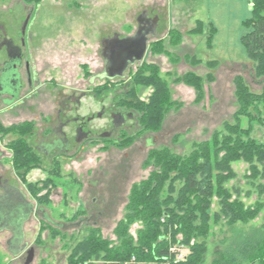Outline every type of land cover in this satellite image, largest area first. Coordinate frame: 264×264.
Instances as JSON below:
<instances>
[{"label": "rangeland", "instance_id": "1", "mask_svg": "<svg viewBox=\"0 0 264 264\" xmlns=\"http://www.w3.org/2000/svg\"><path fill=\"white\" fill-rule=\"evenodd\" d=\"M35 1L39 2L29 5V9L31 6L35 8L27 28V33L32 30L38 33L37 44L35 43L38 51L34 63L43 69L41 72L44 78L53 77L60 85L78 90L92 85L89 75L98 73L97 70L103 64L100 55L102 40L115 33L119 37L134 34L141 19L158 21L156 34H148V46L143 59L130 64L121 80L131 81L136 69L146 62L154 64L158 76L166 81L170 100L174 104L164 116L159 130L151 136L156 137L154 148L167 147L171 152L184 156L195 144L211 142L214 133L219 134L225 122L233 123V113L238 109L235 77L240 76L253 92L259 93L262 90L261 79L254 76L252 61L247 58L240 42L241 35L248 32L242 21L251 14L249 0ZM27 3L24 0H0L1 64L8 66L17 62L7 54L4 42L13 39L14 44L19 43L18 33L27 20L23 8ZM198 21H201V25ZM210 23L215 28L211 44L207 43ZM157 42L162 51L152 53L150 47ZM211 60L215 63L206 64ZM187 73L192 78L197 75L202 79L204 88L199 97L192 85L182 81L183 75ZM208 73L210 75L207 78ZM121 81L117 77H114L113 83L110 81L109 87H115L109 97L120 92V85L117 83ZM151 91V87L142 86L138 90V96L146 100ZM45 98L46 102L39 105L46 103L45 108H48L52 104L48 93ZM35 101L30 100L31 103ZM257 110L251 111L253 120L242 116L240 123L244 127L249 126V133L253 138L264 142V101L260 102ZM15 111L9 114L10 120L15 121L25 116L16 114ZM143 143L141 140L140 144ZM147 149L138 150L134 146L128 150L127 157H124L123 151H90L79 161H75L72 170L83 182L82 189L77 197L73 194L66 205L61 202L59 190L52 193V202L44 210L49 216L46 219H53L55 223L59 221V224L56 223L58 226H55L56 234L47 230L42 233V240L35 247L34 258L28 264H66L69 245L92 227L98 228L103 237L114 240L113 231L124 214L131 186L145 179L152 170L146 163ZM221 153L222 151L219 154ZM0 161L10 167L9 158H0ZM68 165H64L65 171L70 169ZM247 167V163L242 160L233 162L232 170L235 175L223 183L245 205H255L258 202L261 207L251 222L237 223L235 227L244 232L264 223V191L260 192L256 187L257 181L253 184L254 180L247 178ZM217 171H212L215 182ZM45 173L43 168L35 169L30 171L27 179L36 181L44 178ZM177 181L179 180L175 179V184ZM89 182L94 183V188L89 187ZM94 197L96 198L93 199ZM29 199L31 219L29 218L25 228L30 232H26V237L32 241L38 210L32 211L33 201L31 197ZM15 209L12 221L24 222V216L29 213L14 215ZM82 209L84 210L80 213ZM218 210V198L214 193L209 207L210 220L213 212ZM45 222L48 223L46 220ZM137 227L138 223L132 224L130 232L134 233ZM177 238L181 239V236L177 235ZM232 238L231 227L223 219L217 224L211 220L205 239L206 252L201 264H211L215 251L226 249ZM7 260L8 254L0 249V264H7Z\"/></svg>", "mask_w": 264, "mask_h": 264}, {"label": "trees", "instance_id": "2", "mask_svg": "<svg viewBox=\"0 0 264 264\" xmlns=\"http://www.w3.org/2000/svg\"><path fill=\"white\" fill-rule=\"evenodd\" d=\"M249 2L251 14L242 21L248 32L241 35L240 42L247 58L252 61L254 76L263 81L261 92L251 91L240 76L235 77L238 109L233 113L234 122H225L222 131L219 134L215 132L211 142L195 144L184 156L171 152L167 147L151 149L146 163L152 170L145 179L131 186L124 214L113 231L115 239L103 237L96 227L88 229L69 245L66 264H124L132 257L140 264H175L168 250L175 243H183L189 248L186 259L177 264H201L210 221L217 224L222 219L231 227L233 238L226 249L215 251L211 264H264V223L245 232L235 227L237 223L247 224L255 219L261 208L259 203L245 205L238 195L233 196L223 186L235 175L232 163L242 160L248 165L247 178L254 180L253 184L257 181L256 187L260 192L264 191V142L253 138L249 126L244 127L240 123L242 116L253 120L252 112L258 111L260 102L264 101V0ZM198 24L201 25V21ZM214 32L215 28L210 23L207 43L211 44ZM150 49L152 53L162 51L158 42ZM214 63L212 60L206 62ZM195 76L192 78L187 73L182 81L192 85L199 97L204 84L199 76ZM142 86L152 88L146 100L138 96ZM124 97L130 99V106L137 111L139 127L152 132L159 130L164 116L174 104L166 81L157 74V67L146 62L132 75ZM26 130V124L4 130L20 133L10 146L14 164L23 174L38 166L37 156L22 136ZM213 169L218 170L216 182ZM175 179L179 180L176 184ZM52 181L48 178L43 187L37 184L28 186L35 195ZM214 193L217 194L219 210L213 212L210 220L209 207ZM37 199L39 203H47L49 193ZM134 223H138V227L131 233L130 227Z\"/></svg>", "mask_w": 264, "mask_h": 264}, {"label": "flooded vegetation", "instance_id": "3", "mask_svg": "<svg viewBox=\"0 0 264 264\" xmlns=\"http://www.w3.org/2000/svg\"><path fill=\"white\" fill-rule=\"evenodd\" d=\"M24 1L28 2L23 7L27 20L22 31L18 33L19 43L14 44L13 39L4 42L7 54L17 62L8 66L0 62V158L6 157L10 160V167L0 163V249L8 254L7 264H28L34 258L35 247L42 240V233L45 230L55 232V226H58L56 223L59 224V221L55 223L53 219H46L49 216L44 208H48L52 202V193L56 190L60 191L61 202L65 205L73 194L77 197L83 182L72 170L75 161H79L90 151L100 153L123 151L124 157H127L128 150L134 146H137L138 150L148 148V156L156 141V137H151L154 134L152 131L139 127L138 113L130 106V99L124 97L129 79L121 80L130 64L122 76L117 77L121 81L117 83L120 85L118 87L120 92L112 97H109V94L113 92L115 86L109 85L110 81L113 83L114 78L110 79L105 74V57L102 49L100 55L103 64L97 70L98 73L89 75V82L92 85L87 89L78 90L75 87L63 86L53 77L42 76L43 69L34 63L38 51L36 49L38 33L33 30L27 33L35 8L31 6L29 9V5L39 1ZM142 21L145 22L142 27L147 31L157 30L158 21L139 20ZM84 67L87 69L85 63ZM46 93L49 94L52 103L48 108H45L46 103L39 105L46 102ZM31 99L36 101L31 103ZM14 111L25 116L12 121L9 114H13ZM22 124H26L28 129L22 136L38 158V166L25 174L16 168L13 149L10 146L13 140L20 137V133L4 131L6 128ZM141 140L144 141L142 145ZM64 165L70 166L71 170L65 171ZM42 168L46 172L44 178L28 181L30 171ZM48 178L53 181L34 195L28 185L37 184L38 187H43ZM88 185L91 189L94 188V183L89 182ZM47 192L49 202L39 203L37 198ZM30 197L33 201L32 211L38 210L32 241L26 237V232L29 231L25 228L31 219L28 208ZM14 208H16L14 215L29 213L24 216V222L12 221Z\"/></svg>", "mask_w": 264, "mask_h": 264}, {"label": "water", "instance_id": "4", "mask_svg": "<svg viewBox=\"0 0 264 264\" xmlns=\"http://www.w3.org/2000/svg\"><path fill=\"white\" fill-rule=\"evenodd\" d=\"M150 33L156 34L154 31L149 32L138 26V29L132 35L119 37L118 33H115L112 37L102 40L105 74L108 78L122 76L129 64L143 59L148 46V34Z\"/></svg>", "mask_w": 264, "mask_h": 264}, {"label": "built area", "instance_id": "5", "mask_svg": "<svg viewBox=\"0 0 264 264\" xmlns=\"http://www.w3.org/2000/svg\"><path fill=\"white\" fill-rule=\"evenodd\" d=\"M168 250L170 254L174 257L173 262L175 264L180 263L181 261H184L189 252L188 246L183 243L172 244L169 246ZM124 264H140V263L137 262L134 257H132L131 260L125 262Z\"/></svg>", "mask_w": 264, "mask_h": 264}, {"label": "crops", "instance_id": "6", "mask_svg": "<svg viewBox=\"0 0 264 264\" xmlns=\"http://www.w3.org/2000/svg\"><path fill=\"white\" fill-rule=\"evenodd\" d=\"M142 22H144V21H142ZM142 22H139V25H141V27H142V24H143ZM143 25H144V24H143Z\"/></svg>", "mask_w": 264, "mask_h": 264}]
</instances>
